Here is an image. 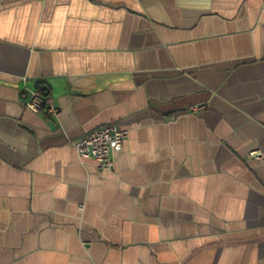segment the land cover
<instances>
[{"label":"crops","instance_id":"0c3cea01","mask_svg":"<svg viewBox=\"0 0 264 264\" xmlns=\"http://www.w3.org/2000/svg\"><path fill=\"white\" fill-rule=\"evenodd\" d=\"M0 264H264V0H0Z\"/></svg>","mask_w":264,"mask_h":264},{"label":"built area","instance_id":"2783aa9c","mask_svg":"<svg viewBox=\"0 0 264 264\" xmlns=\"http://www.w3.org/2000/svg\"><path fill=\"white\" fill-rule=\"evenodd\" d=\"M24 105L33 112H39L46 106L51 113H55L50 100L37 90L29 93ZM126 137L125 130L109 123L89 131L73 145L80 160H93L99 169L111 170L114 156L121 152Z\"/></svg>","mask_w":264,"mask_h":264},{"label":"trees","instance_id":"16d2710c","mask_svg":"<svg viewBox=\"0 0 264 264\" xmlns=\"http://www.w3.org/2000/svg\"><path fill=\"white\" fill-rule=\"evenodd\" d=\"M36 89L39 90L44 96L48 95L46 92V87L43 82H38L36 85Z\"/></svg>","mask_w":264,"mask_h":264}]
</instances>
